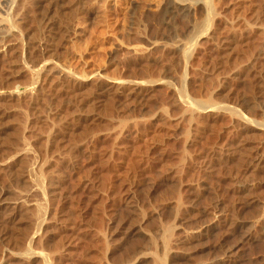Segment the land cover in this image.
<instances>
[{"label":"rangeland","instance_id":"rangeland-1","mask_svg":"<svg viewBox=\"0 0 264 264\" xmlns=\"http://www.w3.org/2000/svg\"><path fill=\"white\" fill-rule=\"evenodd\" d=\"M165 1L0 6L11 28L0 39V264H264V202L240 195L257 167L264 188V127L251 121L264 109V0ZM208 94L252 119L205 108ZM243 154L253 162L239 168Z\"/></svg>","mask_w":264,"mask_h":264},{"label":"bare ground","instance_id":"bare-ground-1","mask_svg":"<svg viewBox=\"0 0 264 264\" xmlns=\"http://www.w3.org/2000/svg\"><path fill=\"white\" fill-rule=\"evenodd\" d=\"M8 1H9V0H0V6H1L2 8H4V7H3L4 4H5L4 2H8ZM166 1H167V0H166ZM166 1H165L164 3H166ZM173 2H174V1H173ZM173 2H169V3H168V7H167L168 10H166V13H167V11H168V14H165V15H169L170 12L172 13V12H174V11L176 10V7H175L176 5L174 4L175 2H174V3H173ZM174 5H175V6H174ZM166 6H167V4H166ZM1 7H0V8H1ZM2 8H1V9H2ZM164 9H165V8H164ZM1 11H3V10H1ZM3 12H4V11H3ZM164 12H165V10H164ZM164 12H163V13H164ZM171 16H172V15H171ZM165 17H167V16H165ZM167 19H168V18H167ZM7 20H8V19H7L6 16L4 17L3 15H0V39H1L2 37H4V35H5L6 33H8V32L10 31V29H11L10 26H9L10 24H7ZM223 33H224V32H223ZM263 33H264V32H263ZM163 34H164V33H163ZM202 34H203V33H202ZM204 34H205V33H204ZM7 35H8V34H7ZM213 35H214V34H213ZM201 36H202V35H201ZM263 36H264V35H263ZM230 38H231V37H230ZM193 39H194V38H193ZM195 39H196V38H195ZM230 41H231V40H230ZM232 41H233V40H232ZM244 41H245V40H244ZM193 42H194V41H193ZM234 42H236V40H234ZM234 42H233V43H234ZM250 42H251V41H250ZM250 42H249V43H250ZM229 43H230V42H229ZM233 43H232V44H233ZM241 43L243 44V42H241ZM246 43H247V42H246ZM252 43H253V42H251L250 44L252 45ZM224 44L227 46L228 43H227V44L224 43ZM242 44H241V45H242ZM247 44H248V43H247ZM247 44H246V45H247ZM250 44H249V46H251ZM261 44H262V43H261ZM184 45H185V44H184ZM186 45H187V44H186ZM235 45H236V44H235ZM241 45H239V46H241ZM255 45H256V44H255ZM189 46H190V45H189ZM189 46H188V47H189ZM193 46H194V45H191L192 48H193ZM229 46H230V45H229ZM229 46H228V47H229ZM252 46L254 47V45H252ZM257 46H260V45L258 44ZM261 46H262V45H261ZM222 47H223V46H222ZM224 47H225V46H224ZM231 47H232V45H231ZM233 47H234V46H233ZM253 47H252V48H253ZM195 48H196V47H195ZM236 48H237V46H236ZM242 48H243V47H242ZM257 48H258V47H257ZM260 48H261V47H260ZM238 49H239V48H238ZM249 49H250V47H249ZM263 49H264V43H263ZM188 50H189V49H188ZM192 50H193V49H192ZM232 50H233V49H232ZM251 50H252V49H251ZM256 50H257V49H256ZM261 50H262V48H261ZM242 51H243V50H242ZM247 51H249V50H247ZM262 51H263V50H262ZM252 52H253V51H252ZM260 52H261V51L259 50V53H260ZM190 53H191V52H190ZM235 53H236V52H235ZM254 53H255V52H254ZM191 54H192V53H191ZM191 54H190V55H191ZM252 54H253V53H252ZM263 54H264V53H263ZM190 55H189V56H190ZM192 55H193V54H192ZM192 55H191V56H192ZM189 56H188V57H189ZM185 57H186V56H185ZM260 58H261V57H260ZM190 59H191V58H190ZM234 59H235V58H234ZM226 60H227V59H226ZM226 60H225V61H226ZM237 60H238V59H237ZM240 60H241V59H240ZM190 61H191V60H190ZM259 61H262V60H259ZM226 62H227V61H226ZM237 62H238V61H237ZM237 62H236V63H237ZM187 63H188V62H187ZM191 63H192V62H191ZM194 63H195V62H194ZM238 63H239V62H238ZM254 63H257V62H254ZM220 64H221V63H220ZM222 64H223V63H222ZM249 64H250V63H249ZM252 64H253V61H252ZM258 64H260V63H258ZM258 64H257V66L260 67ZM195 65H196V64H195ZM230 65H231V64H230ZM249 66H250V65H249ZM257 66L255 67V70H256V71L258 70V69H257V68H258ZM247 67H248V66H247ZM234 68H235V67H234ZM226 69H227V68H226ZM244 69H245V68H244ZM252 69H253V71H254V68H253V67H252ZM263 69H264V67H263ZM224 70H225V69H224ZM246 70H248V69L246 68ZM246 70H244V71H246ZM228 71H229V70H228ZM238 71H239V69H238ZM244 71H242V72H244ZM249 71L251 72L250 69L248 70V72H249ZM253 71H252V74H254ZM258 71H260V70H258ZM261 71H263V70L261 69ZM224 72H225V71H224ZM228 73H229V72H228ZM245 73L247 74V72H245ZM214 74H215V73H214ZM214 74H213V76H214ZM252 74L250 73V75H249V73H248V76H251ZM255 74H256V73H255ZM259 74H260V72H259ZM262 74H264V71H263ZM260 75H261V74H260ZM260 75H257V76L260 77ZM226 76H227V75H226ZM226 76H225V77H226ZM229 76H230V75H229ZM240 76H241V75H240ZM253 76H254V75H253ZM261 76H262V78L264 77V75H261ZM244 77H245V76H244ZM235 78H237V77H235ZM240 78H241V77H239V79H240ZM249 78H251V77H249ZM254 78L257 79L256 76H254ZM262 78H260V79L262 80ZM241 79H242V78H241ZM252 79H253V78H252ZM252 79H251V80H252ZM210 80H211V79H210ZM215 80H217V79H215ZM243 80H244V78H243ZM245 80H246V79H245ZM245 80H244V81H245ZM257 80H258V79H257ZM257 80H252L251 82H253V83H254V81L257 82ZM263 80H264V79H263ZM263 80H262V81H263ZM37 81H38V79H36V82H37ZM211 81H212V80H211ZM238 81H239V80H238ZM247 81H250V80L248 79V80H246L245 82H247ZM219 82H220V81H219ZM256 82L254 83V85L256 84ZM259 82H261V81H259ZM259 82H258V84H259ZM205 83H207V82L205 81ZM209 83H211V82H209ZM243 83H244V82H243ZM248 83H249V82H248ZM212 84H214V83H211V85L209 84V85H210V86H209L210 89H211ZM240 84H241V83H240ZM205 85H206V84H205ZM243 85H244V84H243ZM251 85H252V83H251ZM260 85H262V83H261ZM260 85H258V88L260 87ZM202 86H203V85H202ZM215 86H216V85H215ZM217 86H218V85H217ZM223 86H224V85H223ZM245 86H246V83H245ZM252 86H253V85H252ZM252 86L249 87V88H251V89H249V90H253ZM206 87H207V86H206ZM206 87H205V88H206ZM233 87H234V86H233ZM241 87H242V86H241ZM241 87H240V88H241ZM254 87L257 88V86H254ZM209 88L207 87V89H209ZM225 88H227V86H225ZM225 88H224V90H225ZM238 88H239V87H238ZM242 88H243V87H242ZM210 89H209V91H211ZM233 89H234V88H233ZM243 89H245L244 91L246 92V90H247L246 87L243 88ZM234 90H235V89H234ZM258 90H259V92H262V93H261L262 95H264V85H262L261 88H259ZM209 91H206V92H209ZM237 91H238V90H237ZM240 91H243V90L240 89ZM240 91H239V92H240ZM255 91H256V90H255ZM255 91H254V92H255ZM211 92H212V91H211ZM211 92H210V93H211ZM223 92H224V91H223ZM232 92H233V91H232ZM245 92H244V95H246V93H247V92H246V93H245ZM254 92H253V93H254ZM259 92L256 91V94L259 93ZM212 93H213V92H212ZM212 93H211V94H212ZM219 93H220V92H219ZM227 93H228V95H229V93H230L229 90H228V92H225V94H227ZM211 94H208V95H210V97H211V96L213 95V94H212V95H211ZM214 94H215V93H214ZM220 94H222V95L220 96V98L222 99V98H223V97H222V96H223V93H220ZM225 94H224V97L227 96V95H225ZM230 94H231V93H230ZM256 94H255V95H256ZM205 95H206V94H205ZM240 95H241V93H240ZM240 95H239V96H240ZM244 95H242V97H244ZM249 95H251V93H250ZM216 96H218V95H216ZM233 96H234V95H233ZM252 96H254V95H252ZM252 96H251V97H252ZM258 96H260V95H258ZM210 97H208L209 100L207 99L208 101H206L205 104L208 103L210 100H213L212 98L210 99ZM212 97H213V96H212ZM242 97H241V98H242ZM246 97H247V96H246ZM255 97H256V96H255ZM255 97H253V98H255ZM261 97H262V96H261ZM213 98H214L215 100H213V101H211L210 103L204 105L205 108H208V107H209L210 109H212V108L214 107V109H216L215 111L218 110V111H219L218 113H221V114H222V112H220V110L223 109L224 112H226V111L228 110V111H227V112H228V113H227L228 116H229V113H231V114H235V116L239 115L240 119L237 117L239 120H241L242 117H244L245 119H252V118L248 117V116L245 114V111H246V110H245V111H242V110L239 109V107H241V106H238V109H237V108H236L237 106H236V107H235V106L233 107V106H231V105H228V104H231V103H228V104H227V101H228V100H230V102H231L232 99H234V98H232V96H231V97H230V96H227V97H225L226 99L224 98L225 100H224V99L222 100L223 102L225 101L223 106H222V103H221V99L217 101V100H216L217 98H215V96H214ZM244 98H245V97H244ZM247 98H248V97H247ZM262 98H263V97H262ZM190 99H191V98H190ZM218 99H219V98H218ZM250 99H251V98H250ZM250 99H249V100H250ZM255 99H256V98H255ZM242 100H243V99H242ZM245 100H246V98H245ZM252 100H253V99H252ZM198 101H200V100H198ZM198 101H197V102H198ZM219 101H220V103H219ZM233 101H234V100H233ZM255 101H257V100H255ZM262 101H263V100H262ZM239 102H240V101H239ZM251 102H254V101H250V103H251ZM258 102H260V101H257V103H258ZM263 102H264V101H263ZM263 102H260L259 104L261 105V103H263ZM190 103H191V104H190L191 107L194 106V105H196V103H194V102H193V103L190 102ZM225 103H226V104H225ZM241 103H244V102L242 101ZM247 103H248V102H247ZM247 103H246V104H247ZM250 103H249V104H250ZM198 104H199V103H198ZM198 104H197L196 108L200 106V105L198 106ZM200 104H201V103H200ZM236 104H237V103H236ZM232 105H234V104H232ZM237 105H238V104H237ZM243 105L245 106V104H243ZM247 105H248V104H247ZM263 105H264V104H263ZM256 106H257V104H256ZM261 106H262V105H261ZM201 107H203V103H202ZM204 107H203V108H204ZM242 107H243V106H242ZM245 107H246V106H245ZM249 107H250V106H249ZM188 108H189V106H188ZM192 108L194 109L195 107H192ZM196 108H195V109H196ZM246 108H248V107H246ZM256 108H258V106H257V107H255V105H254V106H251V109H252L253 112H256ZM193 109H191L190 112L187 111V110H185V111H187L188 113H191V112H194V111H197V112H198V110H193ZM200 109H201V108H200ZM242 109H243V108H242ZM244 109H245V108H244ZM189 110H190V108H189ZM201 110L203 111L204 109H201ZM223 110H222V111H223ZM229 110H230V111H229ZM259 110H260V108H259ZM259 110H258V111H259ZM262 110L264 111V109H262ZM44 111H45V110H44ZM199 111H200V110H199ZM263 111H262V114H263V117H264V113H263ZM249 112H250V111H249ZM185 113H186V112H185ZM188 113H187V114H188ZM209 113H210V112H209ZM213 113H214V112H213ZM216 113H217V112H216ZM246 113H247V112H246ZM251 113H252V112H251ZM251 113H249V114H251ZM221 114H220V115H221ZM231 114H230V115H231ZM256 114L259 115V112L256 113ZM260 114H261V113H260ZM262 114L260 115V117H256V118H257V119L261 118ZM192 115H193V113H191V115L189 114V117H191ZM194 115H196V114H194ZM194 115H193V117L195 118L196 116H198V115H200V114L198 113V115H196V116H194ZM201 115H202V113H201ZM223 115H224V114H223ZM223 115H222V116H223ZM225 115H226V113H225ZM252 115H253V114H252ZM211 116H212V115H211ZM222 116H221V117H222ZM232 116H233V115H231L229 118H232ZM250 116H251V115H250ZM253 116H254V115H253ZM253 116H252V117H253ZM255 116H256V115H255ZM193 117H191V118H193ZM203 117H204V116H203ZM209 117H210V116H209ZM214 117H216V116H214ZM218 117H219V116H218ZM55 118H56V117H55ZM205 118L207 119L208 117H205ZM205 118L203 119V121L205 120ZM222 118H223V117H222ZM226 118L228 119V117H226ZM233 118H234V116H233ZM201 119H202V117H201ZM209 119H210V118H209ZM209 119H208V121H207V120L205 121L206 124L209 123ZM257 119H252L251 121L256 122V124H258V126L262 125L261 127H264V119H262V120H257ZM59 120H60V119H59ZM195 120L198 121V117H196ZM199 120H200V117H199ZM57 121H58V120H57ZM66 121H67V120H66ZM190 121L192 122V120H190ZM200 121H201L200 123H202V120H200ZM211 121H212V120H211ZM215 121H216V120H215ZM223 121H224V120H223ZM230 121H232V120H230ZM246 121H247V120H246ZM248 121H250V120H248ZM60 122H61V121H60ZM188 122H189V121H188ZM205 122H204V123H205ZM207 122H208V123H207ZM218 122H219V121H218ZM218 122H217V123H218ZM236 122H237V121H236ZM240 122H242V121H240ZM54 123H55V122H54ZM58 123H59V122H58ZM58 123H57V125H58ZM62 123H63V121H62ZM193 123H194V122H193ZM193 123L191 124V127H192V125H193V126L195 125V124H193ZM197 123H198V122H197ZM222 123H223V122H222ZM237 123H238V122H237ZM237 123H236V124H237ZM186 124H187V123H186ZM198 124H199V123H198ZM206 124H205V125H206ZM236 124H235V126H237ZM63 125H65V124L63 123ZM189 125H190V123H189ZM205 125L203 124V126H205ZM208 125H209V124H208ZM217 125H219V124H217ZM226 125H227V124H226ZM240 125H241V127H242V124H241V123H240ZM200 126H201V125H200ZM206 126H207V125H206ZM224 126H225V125H224ZM63 127H64V126H63ZM197 127H198V126H197ZM220 127H221V126H220ZM238 127H239V125H238ZM244 127H245V126H244ZM187 128H188V127H187ZM187 128H186V129H187ZM189 128H190V127H189ZM218 128H219V127H218ZM231 128H232V127H231ZM239 128H240V127H239ZM49 129H50V128H49ZM52 129H53V128H52ZM60 129H61V128H60ZM235 129H236V128H235ZM47 130H48V129H47ZM47 130H46V132H47ZM232 130H233V129H232ZM49 131H50V130H49ZM188 131H191V130L188 129ZM228 131H230V130H228ZM240 131H241V130H240ZM240 131H239V132H240ZM243 131H244V130H242V132H243ZM234 132H235V131H234ZM239 132H238V133H239ZM242 132H241V133H242ZM186 133H187V135L185 134V139H186V137H187V139H188V141H189V139H190V137H191V136H190L191 134H189V133H192V132H189V133H188L187 130H186ZM232 133H233V132H232ZM232 133H231V134H232ZM254 133H255V132H254ZM256 133H257V132H256ZM188 134H189V135H188ZM244 134H245V133H244ZM248 134L250 135L249 132H248ZM56 135H57V134H56ZM228 135H229V134H228ZM242 135H243V134H242ZM242 135H240V136H242ZM252 135H253V133H252ZM219 136H220V135H219ZM238 136H239V135H238ZM245 136H248V135L245 134V135L243 136V139L246 138V140H248L247 138L250 139V137H251V136H249V137H245ZM253 136H256V135H253ZM260 136H261V135H260ZM47 137H48V136H47ZM49 137H50V136H49ZM188 137H189V138H188ZM256 137H257V139H258V136H256ZM262 137H263V136H262ZM262 137H259V138L262 139ZM20 138H21V137H20ZM191 138H192V137H191ZM218 138H220V137H218ZM218 138H217V139H218ZM254 138H255V137H254ZM195 139H196V138H195ZM231 139H232V138H231ZM243 139H242V140H243ZM251 139H252V138H251ZM263 139H264V138H263ZM215 140H216V138H215ZM246 140H245V141H246ZM252 140L254 141V140H256V139H252ZM252 140H251V141H252ZM258 140H259V139H258ZM188 141H187V142H188ZM201 141H202V140H201ZM207 141H208V140H207ZM221 141H222V140H221ZM259 141H260V140H259ZM187 142H186V143H187ZM209 142H210V141H209ZM211 142H212V141H211ZM26 143H27V142H26ZM191 143H192V142H191ZM215 143H216V142H215ZM215 143H214V144H215ZM228 143H229V142H227V144H228ZM230 143H231V142H230ZM232 143H233V142H232ZM239 143H240V142H239ZM49 144H50V143H49ZM212 144H213V142L210 143V145H212ZM216 144H217V143H216ZM204 145H205V144H204ZM204 145H203V146H204ZM233 145H234V144H233ZM236 145H237V144H235V147H234V148H236ZM243 145H244V144H243ZM28 146H29V145H28ZM186 146H188V144H187ZM192 146H193V144H192ZM206 146H208V145H206ZM228 146H229V149L231 150L230 145H228ZM244 146H246V144H245ZM254 146H255V145H254ZM257 146H258V144H257ZM259 146H261V145H259ZM196 147H197V146H196ZM216 147H217V146H216ZM231 147H232V145H231ZM246 147H247V146H246ZM246 147H243V149L245 148L244 150L246 151V149L248 150V148H249L248 151H250V149H251L250 146H248L247 148H246ZM30 148H31V147H30ZM186 148H187V147H186ZM186 148H185V146H184L182 149H185L186 152H185L184 150H183V151L186 153V155H188V152H187V149H188V148H187V149H186ZM198 148H199V147H198ZM201 148H202V147H201ZM214 148H215V146H214L212 149H214ZM221 148H222V147H221ZM255 148H256V147H255ZM193 149H194V147H193ZM202 149H203V148H202ZM224 149H225V147H224ZM238 149H239V148H237V150H238ZM243 149H242V150L240 149V150L244 152ZM191 150H192V148H191ZM203 150H204V149H203ZM215 150H217V149H215ZM220 150H221V149H220ZM220 150H218V152H219ZM227 150H228V148H227ZM230 150H229V151H230ZM235 150H236V149H235ZM237 150H236V151H237ZM189 151H190V148H189ZM223 151H224V150H223ZM223 151H222V152H223ZM229 151H228V152H229ZM197 152H198V150H197ZM205 152H206V151H205ZM228 152L226 151V154H227ZM246 152H247V151H246ZM181 153H183L182 150H181ZM190 153H194L193 150H192V152H189V154H190ZM231 153H233V151H232ZM251 153H252V152H251ZM262 153H264V152H262ZM46 154H47V153H46ZM204 154H205V153H204ZM214 154H215V153H214ZM219 154H220V153H219ZM222 154H223V153H222ZM229 154H230V152H229ZM235 154H236V157H237V154H239V153H238V152H237V153L235 152L233 155H235ZM240 154H241V153H240ZM244 154H245V152H244ZM244 154H243V155H244ZM247 154H248V152H247ZM183 155H184V153H183ZM183 155L181 154L182 157H181V156H180V157L183 158V157L185 156V155H184V156H183ZM193 155H195V154H193ZM193 155L190 154L189 156L192 157ZM202 155H203V154H202ZM217 155H218V154H217ZM252 155H253V154H252ZM252 155H251V156H252ZM254 155H255V154H254ZM209 156H210V155H209ZM211 156H212V155H211ZM214 156H215V155H214ZM218 156H219V155H218ZM229 156H230V155H229ZM238 156H239V155H238ZM244 156H245V155H244ZM249 156H250V153H249ZM249 156H245V157L241 156L240 158L238 157L239 160H238L237 162H235V163L238 164V166L240 165L239 168H241L243 165H246V164H243V165H242V163H244V162L246 163V162L248 161L247 159H248ZM204 157H205V156H204ZM215 157H216V156H215ZM223 157H225V156H222V158H223ZM226 157H227V156H226ZM255 157H256V156H255ZM255 157H253V158H255ZM43 158H44V157H43ZM46 158H47V157H46ZM181 158H179V159H181ZM187 158H188V156H187ZM193 158H196V157H193ZM209 158H211V157H209ZM220 158H221V157H218V161H220V160H219ZM222 158H221V159H222ZM250 158H251V157H250ZM189 159H190V158H189ZM189 159H186V156H185V159H183V160H186V161H185V162H183L182 160H181V161H182L183 163H186ZM215 159H216V158H215ZM223 159H224V158H223ZM232 159H233V158H232ZM255 159H256V158H255ZM255 159H254V160H255ZM261 159H262V158H261ZM193 160H194V159H193ZM196 160H197V159H196ZM210 160H211V159H210ZM249 160H250V159H249ZM263 160H264V159H263ZM31 161H32V160H31ZM204 161H205V160H204ZM212 161H213V160H212ZM216 161H217V160H216ZM222 161H223V160H222ZM222 161H221L220 163L218 162L220 166L218 165V163H216V162H215V163H216V166L218 165V166L220 167V170L224 171V170L227 168V163H229V162L226 161L227 163L224 164V163H223L224 161H223V162H222ZM230 161H231V160H230ZM27 162H28V159H27ZM189 162H191V159L189 160ZM194 162H195V160H194ZM207 162L209 163V161H207ZM207 162H206V163H207ZM248 162H249V161H248ZM248 162H247V163H248ZM252 162H253V160H251V163H250V164H252ZM263 162H264V161H263ZM29 163H30V162H29ZM195 163H196V162H195ZM203 163H204V162H203ZM208 163H207V164H208ZM215 163H214V164H215ZM231 163H232V162H231ZM235 163H234V164H233V163L231 164V165H234V166H233L234 168H232V169H235V167H238V166H235ZM191 164H192V163H191ZM199 164H200V162H199ZM207 164H205V165H207ZM210 164H211V163H210ZM212 164H213V163H212ZM250 164L248 163L247 165H250ZM261 164H262V163L260 162V165H261ZM26 165H27V164H26ZM30 165H31V164H30ZM33 165H34V164H33ZM42 165H43V164H42ZM192 165H193V164H192ZM231 165H229V166H231ZM182 166H183V165H182ZM198 166H199V165H198ZM212 166H213V165H212ZM214 166H215V165H214ZM216 166H215V168L213 167L214 170H216ZM218 166H217V167H218ZM262 166H264V165L262 164ZM262 166H261V167H262ZM189 167H190V166H189ZM201 167H202V166H201ZM207 167H208V166H207ZM231 167H232V166H231ZM246 167L249 168L248 166H246ZM259 167H260V166H259ZM261 167H260V168H261ZM25 168H26V167H25ZM204 168H205V167H204ZM204 168H203V169H204ZM210 168H212V167H208V169H210ZM229 168H230V167H229ZM262 168L264 169V167H262ZM29 169H30V168H29ZM38 169H39V168H38ZM41 169H42V168H41ZM177 169H178V168H177ZM180 169H181V168H180ZM193 169H194V168H193ZM206 169H207V168H205V171H206ZM208 169H207V172L212 171V170H209V171H208ZM236 169H237V168H236ZM242 169H243V168H242ZM263 169H262V170H263ZM20 170H21V169H20ZM22 170H23V169H22ZM42 170H43V169H42ZM181 170H182V169H181ZM237 170H238V169H237ZM248 170H249V169H248ZM252 170H253V169H252ZM255 170H257V171H255ZM255 170H253V172L251 171L252 173H250L249 175H247L248 177H247V176H244L245 178L247 177V179H250V181L252 180V182H253V186H251L252 189L249 188V189H250V190H249V191H250V194H252L251 197L246 198V199L244 200V197H242V195H243L242 193H243V192L241 191V192H240L241 194L239 193V194L241 195V198H243V201H246L245 204H246V205H250L253 209H254V208L257 209V207L261 205L260 201L264 202V194L261 193V190H263L264 188H263V187H262L263 189L260 188L261 186H263V185H262L263 183H262V184H258V183L256 182V183L254 184V182L258 179V177H260V178L262 177L261 174L263 175V173H261V171H259V170H261V169H258V167H257ZM218 171H219V169L217 170V172H218ZM222 171H221V172H222ZM229 171H230V170H229ZM238 171H239V170H238ZM238 171L236 172V174L240 175V174H239L240 171H239V173H238ZM249 171H250V170H249ZM263 171H264V170H263ZM202 172H203V171H202ZM221 172H220V173H221ZM224 172H225V171H224ZM224 172H222V173H224ZM231 172L233 173V171H231ZM33 173H34V172H33ZM182 173H183V172H182ZM196 173H197V172H196ZM199 173H200V172H199ZM218 173H219V172H218ZM222 173H221V174H222ZM39 174H40V173H39ZM42 174H44V173H42ZM186 174H188V173H186ZM192 174H193V173H192ZM200 174H201V173H200ZM204 174H205V173H204ZM204 174H203V175H204ZM207 174H208V173H207ZM214 174H215V173H214ZM221 174H220V175H221ZM225 174H227V172H226ZM225 174H224V175H225ZM229 174H231V173H229ZM241 174H242V173H241ZM227 175H228V174H227ZM43 176H44V175H43ZM207 176H208V175H207ZM233 176H235V173L233 174ZM37 177L39 178V176H37ZM44 177H45V176H44ZM44 177H43V178H44ZM179 177L182 178L181 176H179ZM185 177H186V176H185ZM202 177H203V176H202ZM209 177H210V176H209ZM224 177H225V176H224ZM229 177H230V175H229ZM240 177H241V176H240ZM38 178H34L35 181H36V179H37V181H38V180H39ZM43 178H41V179H42L41 182H44V181H43V180H44ZM187 178H188V177H187ZM187 178H186V179H187ZM193 178H194V177H193ZM195 178H196V177H195ZM227 178H228V176H227ZM231 178H232V177H231ZM241 178H242V177H241ZM260 178H259V179H260ZM189 179L191 180L190 177H189ZM212 179H213V177L211 178V181H212ZM234 179H235V178H234ZM238 179H239V178H238ZM247 179H246V180H247ZM259 179H258V180H259ZM30 180H31V178H30ZM45 180H46V179H45ZM183 180H184V179H183ZM208 180H209V178H208ZM216 180H217V179H216ZM216 180H215V181H216ZM226 180H227V179H226ZM230 180H233V179H230ZM230 180H229V181H230ZM258 180H257V181H258ZM261 180H262V179H261ZM261 180H260V181H261ZM263 180H264V179H263ZM37 181H36V183H38L39 186L43 185V183L41 184L40 181H39L40 183L37 182ZM184 181H185V180H184ZM187 181H188V180H187ZM211 181H210V182H211ZM219 181H220V179H219ZM248 181H249V180H248ZM173 182H174V181H173ZM231 182H232V181H231ZM246 182H247V181H246ZM176 183H178V182H176ZM212 184L214 185V180H213ZM217 184H218V183H217ZM226 184H227V181H226ZM172 185H173V184H172ZM177 185H178V184H175L173 188L177 189V187H178ZM199 185H200V184H199ZM215 185H216V184H215ZM43 186H44V185H43ZM203 186H205V185H203ZM207 186H208V185H207ZM220 186H221V185H220ZM220 186H217V188H216L217 192H218V187H219V189H220ZM225 186H226V185H225ZM225 186L223 185V187H221V188L224 189ZM227 186H228V185H227ZM44 187H45V186H44ZM209 187L211 188V186H209ZM200 188H202V187H200ZM205 188H206V187H205ZM230 188H231V187H230ZM178 189L180 190V188H178ZM208 189H209V188H208ZM225 189H227V188H225ZM212 190H213V189H212ZM216 190H214L215 193H216ZM220 190H221V189H220ZM229 190H230V189H229ZM238 190H239V189H238ZM173 191H175V190H173ZM207 191H208V190H207ZM226 191H227V190H226ZM263 191H264V190H263ZM177 192H178V191H177ZM179 192H181V190H180ZM219 192H220V191H219ZM219 192H218V193H219ZM173 193H174V192H173ZM175 193H176V191H175ZM175 193H174V194H175ZM193 193H194V192H193ZM204 193H205V192H204ZM206 193H209V192H206ZM211 193H212V192H211ZM225 193H226V192H225ZM244 193H246V194H245V197H246V196L248 197L247 192L244 191ZM41 194H42V193H41ZM177 194H178V193H177ZM180 194H181V193H180ZM248 194H249V192H248ZM182 195H183V194H182ZM182 195H181V196H182ZM207 195H208V194H207ZM207 195H206L205 197H207ZM209 195H210V194H209ZM213 195H214V194H213ZM213 195H212V196H213ZM219 195H221V194H219ZM232 195H234V194H232ZM43 196H44V195H43ZM175 196H176V195H175ZM181 196H180V195L177 196L178 199L180 198V201H179L180 203L183 202V201H182L183 197L181 198ZM234 196H235V195H234ZM236 196H237V195H236ZM243 196H244V195H243ZM249 196H250V195H249ZM255 196H259L260 198H258V199H257V198H254ZM188 197H189V196H188ZM205 197H204V198H205ZM220 197H221V196H220ZM223 197H224V196H223ZM227 197H228V196H227ZM229 197H230V196H229ZM196 198H198V197H196ZM207 198L210 199V200H209V199H207V200L211 201V199H213L214 197H213V198H212V197L210 198V197L208 196ZM218 198H219V197H218ZM237 198H238V197H237ZM239 198H240V196H239ZM188 199H189V198H188ZM193 199H194V198H193ZM214 199L216 200V196H215ZM224 199H225V198H224ZM233 199H234V198H233ZM185 200H186V199H185ZM185 200H184V201H185ZM190 200H191V202H193L192 199H190ZM195 200H196V199H195ZM202 200H203V199H202ZM231 200H232V197H231ZM235 200H237V199L235 198ZM238 200H239V199H238ZM240 200H241V199H240ZM196 201H197V200H196ZM205 201H206V200H205ZM205 201H204V202H205ZM229 201H230V200H229ZM43 202H44V201H43ZM177 202H178V201H177ZM185 202H186V201H185ZM185 202H183V203H185ZM187 202H188V201H187ZM211 202H212V201H211ZM227 202H228V201H227ZM241 202H242V201H241ZM37 203H39V202H36V204H37ZM180 203H179V204H180ZM201 203H202V202H201ZM208 203H209V202H208ZM225 203H226V202H225ZM43 204H44V203H43ZM43 204H42V205H43ZM198 204H199V203H198ZM209 204H210V203H209ZM218 204H219V203H218ZM226 204H227V203H226ZM243 204H244V203H243ZM180 205H181V204H180ZM180 205H179V207H180ZM182 205H183V204H182ZM214 205H215V204H214ZM216 205H217V204H216ZM233 206H234V205H233ZM250 206H249V208H251ZM39 207H40V206H39ZM219 207H220V206H219ZM39 209H40V208H39ZM44 209H46V208H44ZM246 209H247V208H246ZM40 210H42V209H40ZM38 211H39V210H38ZM42 211H43V210H42ZM44 211H45V210H44ZM178 211H179V209H178ZM255 212H256V211H255ZM41 213H42V212H41ZM253 214H254V213H253ZM37 215H39V214H37ZM37 215H36V216H37ZM236 215H237V214H236ZM254 215H256V214H254ZM42 216H43V214H42ZM44 216H45V215H44ZM258 216L260 217L259 214H258ZM256 217H257V215H256ZM257 218H258V217H257ZM35 219H36V218H35ZM45 219H46V218H45ZM41 220L43 221L42 217H41ZM41 220H40V221H41ZM255 222H256V221H255ZM169 225H171V224H169ZM168 228L170 229L171 227H168ZM166 229H167V228H166ZM169 229H167V232H168V233H169V232H172L171 230L168 231ZM162 230H163V229H162ZM163 231H164V230H163ZM163 234H164V232H163ZM163 234L161 235L162 237H163ZM166 234H167V233H166V230H165V234H164L165 237H166ZM169 234H170V233H169ZM170 235H171V234H170ZM170 235L167 234L168 237H169ZM163 238H164V237H163ZM166 238H167V237H166ZM168 239H169V238H168ZM163 240H164V239H163ZM165 241H166V239H165ZM168 241H169V240H168ZM165 243H166V242H165ZM165 243H164V244H165ZM162 244H163V243H162ZM166 244H167V243H166ZM154 245H155V244H154ZM29 246H30V245H29ZM156 246H157V245H156ZM166 247H168V246L166 245ZM153 248H154V247H153ZM168 248H169V247H168ZM26 249H27V248H26ZM151 249H152V248H151ZM31 250H33V249H31ZM31 250H30V251H31ZM152 250H153V249H152ZM156 252H158V251H156ZM30 253H31V252H30ZM34 253H35V252H34ZM154 254H155V253H154ZM31 255H32V254H31ZM157 255H158V254H157ZM159 256H160V255H159ZM45 257H46V256H45ZM154 257H155V256H154ZM47 258H48V257H47ZM156 258H157V257H156ZM158 259H159V260H158ZM158 259H157V262H158V261H161V262H162V260H161L159 257H158ZM155 260H156V259H155ZM48 262H49V261H48ZM162 264H163V262H162Z\"/></svg>","mask_w":264,"mask_h":264}]
</instances>
